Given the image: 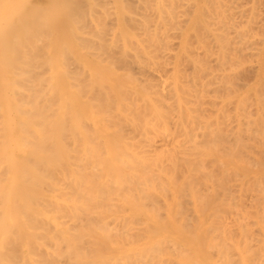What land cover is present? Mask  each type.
Instances as JSON below:
<instances>
[{"label":"bare ground","instance_id":"1","mask_svg":"<svg viewBox=\"0 0 264 264\" xmlns=\"http://www.w3.org/2000/svg\"><path fill=\"white\" fill-rule=\"evenodd\" d=\"M0 264H264V0H0Z\"/></svg>","mask_w":264,"mask_h":264}]
</instances>
